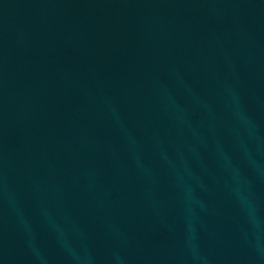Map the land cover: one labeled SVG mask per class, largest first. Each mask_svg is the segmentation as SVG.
I'll return each mask as SVG.
<instances>
[{
	"label": "water",
	"instance_id": "95a60500",
	"mask_svg": "<svg viewBox=\"0 0 264 264\" xmlns=\"http://www.w3.org/2000/svg\"><path fill=\"white\" fill-rule=\"evenodd\" d=\"M0 264H264V0H0Z\"/></svg>",
	"mask_w": 264,
	"mask_h": 264
}]
</instances>
